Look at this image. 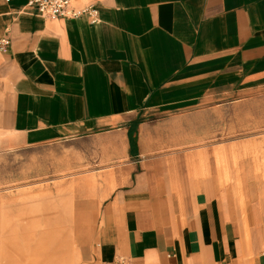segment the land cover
<instances>
[{"label": "crops", "instance_id": "0c3cea01", "mask_svg": "<svg viewBox=\"0 0 264 264\" xmlns=\"http://www.w3.org/2000/svg\"><path fill=\"white\" fill-rule=\"evenodd\" d=\"M70 7L97 14L52 19L27 0H0V40L10 41L0 49V149L126 137L130 173L141 171L102 206L79 264H264L258 196L248 193L247 236L228 190L196 187L190 156L153 155L173 147L155 135L165 119L264 87V0Z\"/></svg>", "mask_w": 264, "mask_h": 264}, {"label": "rangeland", "instance_id": "374dc122", "mask_svg": "<svg viewBox=\"0 0 264 264\" xmlns=\"http://www.w3.org/2000/svg\"><path fill=\"white\" fill-rule=\"evenodd\" d=\"M155 135L173 147L153 155L184 153L197 188L210 180L228 190L249 236L248 193L256 194L264 209V87L165 119ZM125 143L123 134L112 132L0 149V264H79L86 243L96 236L102 206L141 171L135 165L131 175ZM84 177L95 178L94 195L79 186Z\"/></svg>", "mask_w": 264, "mask_h": 264}, {"label": "built area", "instance_id": "2783aa9c", "mask_svg": "<svg viewBox=\"0 0 264 264\" xmlns=\"http://www.w3.org/2000/svg\"><path fill=\"white\" fill-rule=\"evenodd\" d=\"M71 0H27V6L36 8L37 12L47 18L59 17H78L82 14L96 15L97 11L93 8H85L82 10H74L70 7ZM93 19L92 22H96ZM10 41L7 39L0 40V49H5ZM115 264H133L131 261L120 257Z\"/></svg>", "mask_w": 264, "mask_h": 264}, {"label": "bare ground", "instance_id": "6f19581e", "mask_svg": "<svg viewBox=\"0 0 264 264\" xmlns=\"http://www.w3.org/2000/svg\"><path fill=\"white\" fill-rule=\"evenodd\" d=\"M254 139V138H253ZM235 141V140H234ZM239 143H240V141H238ZM239 146V145H238ZM205 148V147H204ZM207 148V147H206ZM240 148V147H239ZM253 148V147H252ZM237 148H235V150H236ZM241 150V149H240ZM252 150V149H251ZM233 152H234V150H233ZM257 152V151H256ZM238 154V153H237ZM237 156V155H236ZM241 156V155H240ZM239 156V157H240ZM259 156V155H258ZM238 157V156H237ZM252 157V156H251ZM244 158V157H243ZM254 158V157H253ZM249 159V158H248ZM238 160V159H237ZM244 160V159H243ZM235 161V160H234ZM243 165V164H242ZM254 166V165H253ZM256 166V165H255ZM245 167V166H244ZM255 168V167H254ZM95 173V172H94ZM93 174V173H92ZM87 176V175H86ZM79 177L80 176H78V179H79ZM245 179V178H244ZM81 180V182H79V186H83V187H85V188H87V189H89L90 190V192H89V194H94L95 192H96V187H97V185H96V181H95V178H92V177H84V178H81L80 179ZM74 181V180H73ZM52 182V181H51ZM247 185H248V183H247ZM69 187H71V189H73L75 186H74V184L72 185H70ZM249 187V186H248ZM66 189V188H65ZM70 189V188H69ZM43 193V192H42ZM60 195V194H59ZM256 195V194H255ZM250 196H251V194H250ZM257 197V196H256ZM10 200V199H9ZM5 201H6V199H5ZM50 240V242H52L51 243V245H53L54 243V240L53 239H49ZM15 243V242H14ZM17 243V242H16ZM76 256V255H75ZM76 259V258H75ZM75 263V262H74Z\"/></svg>", "mask_w": 264, "mask_h": 264}]
</instances>
